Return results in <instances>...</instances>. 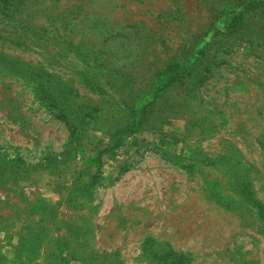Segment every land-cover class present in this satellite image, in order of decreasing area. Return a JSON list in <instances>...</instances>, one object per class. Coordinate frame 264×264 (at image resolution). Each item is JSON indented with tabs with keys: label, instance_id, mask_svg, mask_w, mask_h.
<instances>
[{
	"label": "rangeland",
	"instance_id": "rangeland-1",
	"mask_svg": "<svg viewBox=\"0 0 264 264\" xmlns=\"http://www.w3.org/2000/svg\"><path fill=\"white\" fill-rule=\"evenodd\" d=\"M0 264H264V0H0Z\"/></svg>",
	"mask_w": 264,
	"mask_h": 264
}]
</instances>
